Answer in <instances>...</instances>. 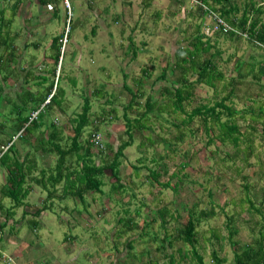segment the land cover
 Segmentation results:
<instances>
[{
  "label": "rangeland",
  "instance_id": "obj_1",
  "mask_svg": "<svg viewBox=\"0 0 264 264\" xmlns=\"http://www.w3.org/2000/svg\"><path fill=\"white\" fill-rule=\"evenodd\" d=\"M14 1L0 0L4 17L11 19L10 35L14 33L12 57L9 56L12 60L0 71V142L11 140L19 157L26 152L34 155L38 168H52L56 161L53 153L33 150L39 144L41 133H48L51 122L61 133L59 146L67 148L72 135L68 120L80 112L82 96L99 90V96H88V121L104 118L98 131L106 148L91 159L99 166L107 164L113 148L126 140V121L122 113L130 96L121 85L124 83L131 91L138 89L141 96L137 106L132 105L131 110L125 111L132 125V138L131 146L124 149L117 166L124 188L111 191L112 180L109 171L104 170L99 177L102 185L99 193L88 192L83 202L70 197L54 198L51 210L34 217L30 214L41 206L45 191L38 186L32 188L31 183L32 192L26 200L29 206L16 209L15 221H8L0 230V264H168V254L174 264H193L190 246L175 238L188 211L195 216L199 212L208 215L200 218L195 235V249L203 263L211 264L209 254L214 250L217 257L223 259L222 264H233L227 241L228 227L235 229L233 240L238 244L250 243L263 228L264 144L257 137L252 138L259 162L249 159L252 166L243 167L235 161L236 167L227 168L220 159L231 151L228 146L206 147V137L195 122L189 124V130L175 126L182 116L178 117L176 111L172 113L173 107L167 113H158L156 109L167 104L161 87L172 85L179 76L172 65L174 50L186 45L185 38L190 39L198 25L205 36L212 37L206 28V18L201 19L199 11L190 7L187 0L181 4L174 0H66L68 10L61 0L46 6H41L37 0H19L12 12L10 7ZM250 2L264 8V0H232L236 18ZM188 12L195 14L187 17ZM261 20L264 23V14ZM53 37L65 41L59 48L54 76L51 74L52 52L48 47ZM2 49L0 54L4 53ZM215 49L220 51L221 61L232 55L226 77L232 74L236 60L261 61L264 58L263 50L243 39L218 38ZM220 64V70L224 71ZM164 68L165 79L155 80ZM143 69L148 76L141 73ZM25 71L31 72L27 76L28 84L24 85ZM5 74L7 78L2 81ZM38 76L44 79L40 87L33 84V81L39 82L35 80ZM192 79L194 77H188ZM51 81L63 95L59 97V106L48 110L40 106L41 95L36 94H43ZM261 83L262 92L253 84L247 88L252 90L253 99L258 94L264 102V78ZM25 90H30L34 96L20 116L31 114L29 109L33 107H41V126L29 134L21 132L19 138L13 126L18 118L15 107L24 102L25 97L21 95ZM220 95L205 86H195L193 103L202 100L210 103ZM147 96L154 101V106L146 116L140 117L146 111ZM140 124L142 129H137ZM90 132L91 127L83 130L81 143ZM179 132H182L181 138ZM45 143L43 148L48 147ZM75 161L73 156L67 160L70 169L78 165ZM163 163L165 173L160 168ZM151 172L157 174L155 179L150 176ZM4 175L1 168L0 186ZM242 176L246 177V182ZM166 183L168 187L164 186ZM244 183L248 185V193L244 192ZM61 190L58 185L56 194ZM246 196L260 214L248 206ZM1 202L9 206L8 200ZM25 209L27 214L22 218ZM159 210L165 211L164 223L157 214ZM121 217L132 218L135 228L120 230L117 219ZM32 218L37 221L36 228L27 225V219ZM3 219L1 213L0 222ZM212 231L218 235L217 241L212 238ZM165 237L170 245L164 242ZM128 241L131 249L125 248Z\"/></svg>",
  "mask_w": 264,
  "mask_h": 264
},
{
  "label": "trees",
  "instance_id": "obj_2",
  "mask_svg": "<svg viewBox=\"0 0 264 264\" xmlns=\"http://www.w3.org/2000/svg\"><path fill=\"white\" fill-rule=\"evenodd\" d=\"M56 0H37L41 6L52 4ZM176 3H183L184 0H174ZM204 4L210 11L217 13L222 17L231 27L238 32L245 34V38L238 36L232 32L216 31L211 34L212 37L205 36L204 32L200 30V25L196 27L194 35L190 39L185 38L186 45L184 47L178 46L173 52L172 65L174 69H177L179 76L176 81L166 87L162 86L163 94L167 96V104L164 106H158L156 109L158 113H167L170 107H173L171 111L178 112L177 124L175 126H182L188 128L191 122H195L197 126L203 131L206 141L204 145L210 146L218 144L220 146H228L231 151L225 152L220 159L221 162L227 168L236 167V163L240 162L243 167H250L252 164L249 159L258 161L257 155L254 151L252 144V138H258L261 144H264V102L261 101L258 94L251 97V91L247 88L248 85L253 84L262 92L263 85L261 83L264 78V58L261 61L247 60L243 62L235 61L232 64V74L226 77L227 65L231 61L232 55H229L225 60L221 61L220 51L215 49L218 38L246 40V42L259 50H262L260 44L264 47V23L261 20V15L264 14V8L258 3L250 2L246 8L243 9L240 16L236 18V8L232 3V0H197ZM19 0H15L10 7L12 12L15 11ZM196 10V9H195ZM199 11L198 16L201 19H205V14L197 8ZM4 10L0 9V48H3V54H0V71L4 68V64L8 67V63L12 58V40L14 33L10 35L9 27L11 25V19L4 17ZM195 13H187V17H193ZM13 15V14H12ZM116 21V18H115ZM204 21V20H203ZM202 23V20L201 22ZM3 37L5 39H3ZM59 37H53L50 40L48 47L50 48L52 55L50 57L52 61L51 74L54 76L55 68L59 61V48H61V42ZM130 48H133V44L130 41ZM215 49L213 53H209L211 49ZM7 54V56L5 55ZM132 58L134 52L131 53ZM131 58V59H132ZM216 58V60H214ZM221 62V64L219 63ZM42 64V63H41ZM219 64L223 70H220ZM165 68L161 71L155 80H163L166 77ZM229 71V70H228ZM26 74L23 77V83L28 84V74L31 71H25ZM141 73L148 76L146 69H143ZM194 77L192 80H188V77ZM3 75V80L6 79ZM36 77L39 82L33 81V84H37L38 87L43 83L44 79ZM125 78V74L124 77ZM4 83V82H3ZM129 94V100L123 107L122 116L125 118V134L126 140L117 144L112 151V156L109 163L104 165L93 164L91 158L95 155L99 156L104 152L105 148L102 140L103 148L99 150L95 148L90 142L89 138L93 133H99L98 126L103 123V117L94 119L92 122L88 121V112L90 109V98L88 96H99V90H94L90 95L82 96V106L80 112L74 117L68 120L71 126L72 135L69 138V145L67 148L59 146L60 131L53 127L52 123L48 126V133H41L39 144L34 147L33 150L43 153H53L56 157V161L52 168H38L37 161L29 153H24L19 157L15 151L14 145L11 140H5L0 142V169L4 171V182L0 186V214H3V221L0 222V230H2L8 221H15V210L18 208H27L29 206L26 202L29 194L32 192L31 187L38 186L45 191L44 199L41 201V206L35 208L30 214L31 216L38 217L44 210H51L52 199L59 200L65 197L78 199L83 202L84 196L88 192L99 193L101 188V181L99 177L103 174L104 170H108L112 185L111 191H117L123 189V185L120 182L117 166L120 158L123 157V151L127 147L131 146V122L126 118L125 111L131 110L132 105L137 106V99L140 98L141 92L138 89L131 91L124 85H121ZM195 86H205L210 88L214 93L221 94L218 98L208 103L205 100L193 103V90ZM1 91V90H0ZM39 97L40 106L46 107L48 110L59 106V97H61L62 90L55 86L54 81H51L47 86L43 94ZM34 94L29 90L23 91L21 97L24 98V102H21L15 108V114L17 121L13 125L17 130L18 137H21V132L31 133L32 130L41 126L40 111L38 112L36 119L29 121L30 114L21 117L20 114L26 108V104L32 101ZM49 96V97H48ZM46 101V102H45ZM151 101V102H150ZM154 101L149 96L146 97L144 106L146 111L140 115V117L146 116L151 111ZM37 103V102H36ZM189 109H188V108ZM37 108L33 107L29 111H35ZM112 111V109H111ZM137 123L138 120L134 119ZM12 126V125H11ZM91 127V132L87 135V138L81 143V135L85 128ZM137 129H142V124L136 126ZM257 127L259 133H257ZM243 128V130L241 129ZM182 132H179L178 137L181 138ZM19 137V138H20ZM48 147L43 148V143ZM150 143V141L148 140ZM143 145V143H140ZM139 144V145H140ZM42 146V147H41ZM217 146V145H216ZM6 147L3 151L2 149ZM263 147V145H261ZM109 149V148H108ZM216 150V149H215ZM215 150L212 154H215ZM81 152V153H79ZM72 156L77 162V169H70V161ZM67 162V163H66ZM227 163V164H226ZM38 168V169H36ZM160 168L163 172H166L165 163ZM36 173V175H35ZM174 175V174H173ZM173 175H171L173 177ZM150 176L155 179L157 174L151 172ZM170 176V178H171ZM241 179L246 182V177L242 176ZM33 184L30 187V184ZM61 186V193L56 194V187ZM168 187V183L164 184ZM244 192L248 193V185L243 184ZM247 195V194H246ZM3 200H8L9 206L2 204ZM245 201L248 206L255 212L260 214V211L253 207L252 201L246 196ZM27 214L26 209L22 210L21 217ZM161 221L165 214L164 210L157 211ZM209 215L212 213L209 212ZM208 216L207 212H199L198 216H195L191 211H188V216L185 223L181 228L176 230L175 238L179 240L181 244L190 246V255L194 259L193 264H204L201 256L195 249L196 244V228L200 221V218ZM230 217L227 219L229 224ZM117 224L121 225V229L133 230L136 226L134 220L129 217H121L117 219ZM27 225L32 228H36L37 221L27 219ZM229 226V225H228ZM12 227V226H11ZM10 227V228H11ZM261 231L256 234V237L252 238V241L247 244H238L233 240L236 231L233 227H228L227 241L231 248L233 264H264V220ZM119 234L117 233L116 236ZM212 238L216 241L218 235L212 231ZM167 238H163L164 242L168 245L170 243L165 241ZM165 249L163 245L160 246ZM125 248L131 249V243L128 241L125 243ZM179 251V250H178ZM1 256V255H0ZM168 264H174V261L170 254L167 255ZM183 257H186L185 253H182ZM211 264H222L224 261L217 257V253L214 250L210 251Z\"/></svg>",
  "mask_w": 264,
  "mask_h": 264
},
{
  "label": "built area",
  "instance_id": "obj_3",
  "mask_svg": "<svg viewBox=\"0 0 264 264\" xmlns=\"http://www.w3.org/2000/svg\"><path fill=\"white\" fill-rule=\"evenodd\" d=\"M62 3L65 5V8L68 10V4L66 0H61ZM187 3L190 7L193 8H199L203 14H205V18L208 21V26L206 27L208 29V32L213 33L216 31H221V32H232L238 36L244 37L245 34H242L238 32L236 29L231 27L222 17H220L217 13H214L210 11L204 4L197 0H187ZM67 15L69 16V12H67ZM65 42L63 39L61 40V45ZM258 46L262 48L264 51V47L261 46L260 44L256 43ZM49 97V96H48ZM46 102V101H45ZM41 107L38 108L35 111H32L29 117V121L36 119V116L38 112L40 111ZM89 142L97 149L102 150L103 145H102V137L99 133H93L90 138ZM6 147H4L2 150L4 151Z\"/></svg>",
  "mask_w": 264,
  "mask_h": 264
}]
</instances>
